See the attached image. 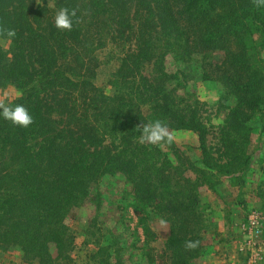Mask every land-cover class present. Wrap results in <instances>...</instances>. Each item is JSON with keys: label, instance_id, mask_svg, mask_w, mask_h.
I'll use <instances>...</instances> for the list:
<instances>
[{"label": "trees", "instance_id": "16d2710c", "mask_svg": "<svg viewBox=\"0 0 264 264\" xmlns=\"http://www.w3.org/2000/svg\"><path fill=\"white\" fill-rule=\"evenodd\" d=\"M61 6L78 9L72 31L54 26ZM0 27L16 32L0 35L9 42V50L0 47V87L17 89L10 104L34 118L25 128L0 116V250L14 248L29 264H71L75 239L66 219L101 179L119 175L132 188L134 211L151 209L170 227L162 264H192L204 247L199 189L223 180L241 187L262 153L252 131L264 119V7L252 0H0ZM106 50L120 62L111 97L94 84ZM167 58L200 63L204 80L234 99L214 143L197 112L177 104ZM149 64L150 77L143 74ZM156 119L195 134L198 156L187 158L173 143H139L137 126ZM188 240L199 246L186 250ZM104 243L93 242L91 264H123L121 250ZM144 253V264H157L152 249Z\"/></svg>", "mask_w": 264, "mask_h": 264}, {"label": "rangeland", "instance_id": "374dc122", "mask_svg": "<svg viewBox=\"0 0 264 264\" xmlns=\"http://www.w3.org/2000/svg\"><path fill=\"white\" fill-rule=\"evenodd\" d=\"M0 47L9 50V42L0 38ZM260 56L264 59V50ZM99 58L101 65L94 84L111 97L115 92L114 73L120 62L107 50L99 53ZM166 67L176 77L172 87L177 104L188 105L197 112L210 129L209 142L214 143L216 132L224 124L234 99L220 83L204 80L198 62L176 64L167 58ZM152 68V64L147 65L143 74L152 76ZM18 96L17 89L0 87V99H5L6 103L10 104ZM173 133V144L186 152L187 158L198 156L195 134ZM256 144L261 146L262 153L241 187H231L228 181L223 180L217 188L203 186L199 189L206 214L202 234L204 247L192 264H264V119L253 123L252 145ZM134 205L136 201L132 188L122 176L101 179L89 201L72 210L65 221L75 239L71 264H91V254L95 250L93 242L96 240H101V243L105 240L104 244L120 249L123 264H144V251L149 252V249L156 255L157 264H162L170 227L151 209L136 213ZM144 227L149 228L150 236L145 235ZM4 261L29 264L14 248L0 250V263L4 264Z\"/></svg>", "mask_w": 264, "mask_h": 264}, {"label": "clouds", "instance_id": "9594fccd", "mask_svg": "<svg viewBox=\"0 0 264 264\" xmlns=\"http://www.w3.org/2000/svg\"><path fill=\"white\" fill-rule=\"evenodd\" d=\"M255 7H264V0H252ZM77 8L61 6L54 16V26L60 31H72L74 23H79ZM0 35L8 38L15 37L14 29L0 27ZM0 116L11 122L14 126L28 127L34 123V118L28 109L21 104L11 105L0 99ZM140 132L139 143L159 145L162 143L171 144L175 140V135L170 131L169 126L162 120L156 119L137 126ZM199 246V241L188 240L185 242L186 250H194Z\"/></svg>", "mask_w": 264, "mask_h": 264}, {"label": "crops", "instance_id": "0c3cea01", "mask_svg": "<svg viewBox=\"0 0 264 264\" xmlns=\"http://www.w3.org/2000/svg\"><path fill=\"white\" fill-rule=\"evenodd\" d=\"M3 263H4V264H5V263H6V264H10V263H8V262H5V261H4ZM0 264H2V263H0Z\"/></svg>", "mask_w": 264, "mask_h": 264}]
</instances>
